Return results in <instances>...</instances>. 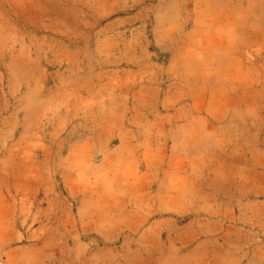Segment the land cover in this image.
<instances>
[{"label": "rangeland", "instance_id": "374dc122", "mask_svg": "<svg viewBox=\"0 0 264 264\" xmlns=\"http://www.w3.org/2000/svg\"><path fill=\"white\" fill-rule=\"evenodd\" d=\"M0 264H264V0H0Z\"/></svg>", "mask_w": 264, "mask_h": 264}]
</instances>
